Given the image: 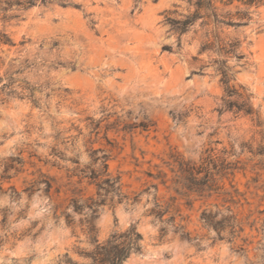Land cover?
I'll list each match as a JSON object with an SVG mask.
<instances>
[{"label": "rangeland", "instance_id": "374dc122", "mask_svg": "<svg viewBox=\"0 0 264 264\" xmlns=\"http://www.w3.org/2000/svg\"><path fill=\"white\" fill-rule=\"evenodd\" d=\"M70 1L80 9L13 5L6 14L19 17L7 22L0 11V29L14 43L0 46V77L5 82L13 74L18 93L27 82L39 102L7 98L0 85V264H92L82 255L94 250L87 208L79 214L71 200L98 198L80 171L97 166L102 155L129 200L106 204L90 226L99 242L135 227L141 249L123 264L132 256L135 264H264V0H211L220 19L241 25L199 18L182 35L166 19L192 14L196 0ZM158 32L164 41L142 47ZM233 40L240 60L217 51ZM207 41L213 50L201 52ZM220 60L252 116L218 113ZM184 71L212 82L200 86L189 74L191 82H180ZM209 155L235 167L220 180V194L176 192L174 159L199 164ZM228 194L236 195L235 204ZM155 200L168 209L163 219L174 216L184 230L152 221ZM227 208L243 227L232 243L200 221L204 210L224 216Z\"/></svg>", "mask_w": 264, "mask_h": 264}, {"label": "trees", "instance_id": "16d2710c", "mask_svg": "<svg viewBox=\"0 0 264 264\" xmlns=\"http://www.w3.org/2000/svg\"><path fill=\"white\" fill-rule=\"evenodd\" d=\"M58 3L61 7L72 6L76 9H80L79 4H72L70 0H0V11L3 14L1 21L7 22L12 19H17L19 15L16 13L7 15L8 8L15 5L16 10H26L36 5H47L51 3ZM195 10L192 14L183 16L182 19H166V23L170 25V29L175 31L179 35L185 33L190 26H192L199 18L211 17L215 25L225 24L228 26L237 27L241 25L239 22H233L231 20L220 19V16L215 12V8L212 5L211 0H196L193 4ZM239 41L233 40L221 45L217 44L218 52H225L236 60L242 59V54L238 53ZM2 45H14L13 41L4 29H0V46ZM56 45V44H55ZM178 46L180 42L178 39ZM214 44L207 41L200 49L201 52L213 50ZM1 63V58H0ZM216 71L219 75V82L223 86L224 95L221 99V107L217 109L218 113L222 111H230L233 113H243L245 115L252 116L254 111L249 104L247 98L238 93V90L230 84L231 82V69L227 66L225 60L215 61ZM58 65H62L59 63ZM17 82L13 78V74H9L4 82L0 77L1 90L7 98L19 97L21 99H28L34 105L38 106L39 102L33 95L32 87H29L26 83V87H23V93L16 92L14 84ZM233 98H237L233 100ZM259 153L264 154V149H261ZM107 158L105 155L98 157L94 160L97 166L87 167V169L81 170L80 181L82 179L88 180L89 184L96 187L97 199L88 198L86 202H81L76 198L71 200L73 211L82 213L87 208L85 215V223L88 226V235L90 242L94 245L92 253H82V255L91 258L92 264H123V261L128 255L133 252H139L141 249L140 241L142 239L141 234L136 231L135 227H130L126 232L121 234H114L105 242H99L94 235V228L90 226L91 219H95L99 215V210L106 204L122 203L125 200H129V197L122 193L120 177H113L108 171V165L106 163ZM235 167L227 162L226 159H216L212 156H207L201 159L200 163L185 161L179 157H176L171 164V172L174 175L175 191L180 193L184 191L185 196L195 194L202 199H209L214 195H219L223 189L219 184L223 178H228L229 175H233ZM237 194V191L234 190ZM226 194V193H225ZM228 202L235 204V196L228 194ZM137 196L134 197V200ZM229 212L227 215H220L219 211H206L204 210L200 215V221L204 227L212 228L216 232V237L219 240H227L232 243L235 238L243 232V227L236 215L232 213L230 208H227ZM168 213V209H162V207L155 200L153 208L149 212V216L153 218V222L156 220L160 224L169 222L173 225L175 231L184 230V227L175 223V217L170 216L167 219H163L164 215ZM66 223L71 226L72 221L69 219V215H66ZM160 236H164L167 233V229L164 226L159 228ZM226 233V234H224ZM183 234L189 236L187 232L183 231ZM68 264H79L77 262L69 261Z\"/></svg>", "mask_w": 264, "mask_h": 264}, {"label": "water", "instance_id": "95a60500", "mask_svg": "<svg viewBox=\"0 0 264 264\" xmlns=\"http://www.w3.org/2000/svg\"><path fill=\"white\" fill-rule=\"evenodd\" d=\"M264 19V18H262ZM148 38H150L151 40H149ZM165 40V35L163 33H153L151 35H149L148 37L144 38L142 40V47H144L145 45L147 44H152V45H159L160 42L164 41ZM263 61H264V58H263ZM263 61H260L259 60V64H261ZM189 72L188 71H184L181 76H180V82H183V83H187L188 79H185L186 77H188ZM187 75V76H186ZM189 76H193L194 78H196L198 81H199V85L200 86H204V87H208L210 85V83L212 82V79L209 78V77H206V78H203L202 76H195L194 74H189ZM240 78L245 81V82H248V79L246 77V74L243 73L240 75ZM192 80H189L188 82H191ZM251 84V83H249ZM144 226H149L148 224V221L147 220H143V223H142ZM153 224V223H152ZM148 233V231H147ZM226 246L224 245H218V249H225ZM127 264H135V257L132 256L131 258L128 259L127 261Z\"/></svg>", "mask_w": 264, "mask_h": 264}, {"label": "bare ground", "instance_id": "6f19581e", "mask_svg": "<svg viewBox=\"0 0 264 264\" xmlns=\"http://www.w3.org/2000/svg\"><path fill=\"white\" fill-rule=\"evenodd\" d=\"M151 40V39H150Z\"/></svg>", "mask_w": 264, "mask_h": 264}]
</instances>
